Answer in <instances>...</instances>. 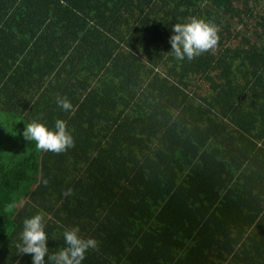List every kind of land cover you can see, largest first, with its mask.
I'll list each match as a JSON object with an SVG mask.
<instances>
[{
  "label": "trees",
  "instance_id": "16d2710c",
  "mask_svg": "<svg viewBox=\"0 0 264 264\" xmlns=\"http://www.w3.org/2000/svg\"><path fill=\"white\" fill-rule=\"evenodd\" d=\"M260 2L0 0V264H33L17 244L41 213L49 255L65 229L98 242L82 264H264ZM193 17L219 42L180 61ZM58 119L74 148L25 140Z\"/></svg>",
  "mask_w": 264,
  "mask_h": 264
},
{
  "label": "clouds",
  "instance_id": "9594fccd",
  "mask_svg": "<svg viewBox=\"0 0 264 264\" xmlns=\"http://www.w3.org/2000/svg\"><path fill=\"white\" fill-rule=\"evenodd\" d=\"M172 30L174 35L169 39L171 52L180 61L185 58L192 61L204 53L214 51L219 42L217 26L203 19L193 17L187 23H176ZM57 104L66 112L73 110L71 102L66 97H58ZM23 136L26 141L34 143L36 150L41 152L60 154L75 147L74 138L68 131L66 122L61 119L56 120L54 130H49L43 123L35 121L28 123ZM72 194V189L63 193L66 197ZM14 208L16 204L9 203L5 211L11 212ZM63 237L67 246L49 255L48 236L41 213L24 220L20 234L22 243H18L17 248L20 254L31 255L33 264H46V261H51V264H82L86 252L98 247L95 239L80 237L78 227L65 229Z\"/></svg>",
  "mask_w": 264,
  "mask_h": 264
},
{
  "label": "rangeland",
  "instance_id": "374dc122",
  "mask_svg": "<svg viewBox=\"0 0 264 264\" xmlns=\"http://www.w3.org/2000/svg\"><path fill=\"white\" fill-rule=\"evenodd\" d=\"M264 8V0H261L260 4L257 6L256 10Z\"/></svg>",
  "mask_w": 264,
  "mask_h": 264
}]
</instances>
